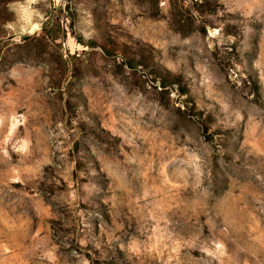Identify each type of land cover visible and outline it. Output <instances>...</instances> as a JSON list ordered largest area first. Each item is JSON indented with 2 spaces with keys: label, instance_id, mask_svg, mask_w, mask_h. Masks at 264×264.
I'll return each instance as SVG.
<instances>
[{
  "label": "rangeland",
  "instance_id": "rangeland-1",
  "mask_svg": "<svg viewBox=\"0 0 264 264\" xmlns=\"http://www.w3.org/2000/svg\"><path fill=\"white\" fill-rule=\"evenodd\" d=\"M0 264H264V0H0Z\"/></svg>",
  "mask_w": 264,
  "mask_h": 264
}]
</instances>
